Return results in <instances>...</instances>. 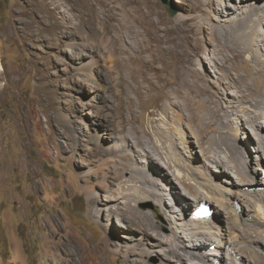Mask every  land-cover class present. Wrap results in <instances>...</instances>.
<instances>
[{
    "label": "bare ground",
    "instance_id": "bare-ground-1",
    "mask_svg": "<svg viewBox=\"0 0 264 264\" xmlns=\"http://www.w3.org/2000/svg\"><path fill=\"white\" fill-rule=\"evenodd\" d=\"M218 1L196 0V9L203 12L204 7L207 9L210 4L218 9ZM75 2L88 10L74 16L66 5L68 0H45L42 7H36L35 10L42 13L43 18L50 20L51 28L70 26L75 24V20L78 21L75 26L81 28L82 36L76 37L68 32L64 35L70 40L69 44L80 52L76 57L79 62L78 71L90 76L89 81L79 80V83L85 85L95 99H106L103 93L105 88L96 79V66L110 64L111 68L117 69L118 41L112 32L124 42L119 44V51L125 55L127 62L128 71L123 73L124 78H129V73L135 69L128 67L137 63L142 67L139 74L143 79L147 80L151 71L163 79L161 72L149 64L156 59L153 42L157 40L152 37L155 29L153 24L167 26L170 21L154 2ZM30 3L34 8L33 2ZM224 6L225 10L217 13L219 16L214 15L216 18L213 15L206 19L200 17V21L193 24L200 34H210L211 41H205L206 53L213 57L210 62L221 71L224 89L202 82L203 75L192 67L190 54L182 66L168 68L167 56L181 55L183 51L179 49H183L187 43L182 37L186 31L182 26L184 23L178 20L175 27L167 28L169 31L175 30L177 34L171 41L172 44L161 52L163 58L160 61L164 63V70L173 76V81L167 77L166 83L162 85L167 102L160 107L163 111L161 117H157V111H151L146 120L142 115H137L130 96L133 85L138 83L137 74L133 73L130 81H126L122 94L123 112H119L110 121L103 112L102 105L93 106L91 121L89 120L91 126L84 128L87 139L83 140L86 141L83 145L86 149L95 155L99 154L100 149L110 155L115 153L114 170L119 175L121 172L124 175L125 172H130L128 178L123 176L119 186L111 189L114 183L106 185V194L101 198L99 207L100 213L95 214L97 218H105L107 229L111 224L114 226L115 220L119 222L120 229L115 228V232L119 231L117 237L124 240L127 246H116L111 252L123 254L130 264H148L147 261L152 256L159 257V264H244V261L245 264H264V181L261 182L263 186L258 184L260 180L256 182L252 168L244 167L245 163H255V175L262 173L264 169V109L260 108L261 105L264 107V0H240L238 5L224 2ZM17 15L21 16V11ZM214 18L216 24L212 22ZM93 20L100 21L103 25V48L98 47L92 36L96 33V28L92 26ZM161 40L169 42L170 38ZM59 43L62 44L61 41ZM247 53H251L252 60L246 57ZM1 65L0 70L3 69ZM136 91L133 90L134 93ZM224 94L228 98H224ZM62 116L63 121L72 124L67 114L63 113ZM105 121H109V125ZM177 125L187 128L194 141L176 135ZM78 132L80 133V128ZM105 132L109 134L106 136ZM78 135L75 137L82 143ZM254 140L260 143H257L256 155H251L249 148ZM94 145L101 147L95 149ZM189 145H196L199 151L193 146L194 151L186 150L187 153L200 152L206 158L205 164L200 166L206 172L199 171L200 168L192 162L190 155L184 156L182 148H190ZM242 151L245 155L240 157ZM92 173L96 174L95 171ZM249 177L253 178L254 183ZM178 183L184 187L180 195L176 194ZM167 191L174 193L176 197L164 195ZM238 196H243L252 208L248 216L245 211L238 214ZM166 200L170 201L169 206H166ZM192 200L197 201V204L201 203L200 206L204 203L213 205L211 217L206 222L211 223L210 225L203 220L185 218L186 210L193 209ZM149 201L158 206L169 221V232L162 230L160 222L154 219L152 213L138 208L139 203ZM155 211L158 209L155 208ZM224 211L232 224L225 222L227 218ZM246 240V246L243 244L238 247L234 244ZM77 244L79 242L76 238L70 236L65 246L77 251ZM107 244L110 245L108 241ZM227 244L230 245L228 255L222 250L226 249ZM213 245H216L213 251L206 250L207 246ZM107 246L103 250L97 245L91 252H87L84 245L86 249L83 255L78 252L81 264H106V252L110 251ZM245 257L249 259L247 262ZM46 264L66 263L63 259L53 257Z\"/></svg>",
    "mask_w": 264,
    "mask_h": 264
},
{
    "label": "rangeland",
    "instance_id": "rangeland-1",
    "mask_svg": "<svg viewBox=\"0 0 264 264\" xmlns=\"http://www.w3.org/2000/svg\"><path fill=\"white\" fill-rule=\"evenodd\" d=\"M30 1L33 2L34 8ZM44 1L0 0V64L3 68L0 70V264H46L50 263L53 257L63 259L66 264H81L78 252L83 255L86 248L87 252H91L97 245L103 250L108 245L110 251L106 252L104 259L106 264H130L123 254L111 252L116 246L120 245L122 248L127 246L124 240L117 237L119 231L115 232V228L120 229L119 222L115 220L114 226L111 224L107 229L105 218L95 216L100 213L99 207L101 198L106 194V185L114 183L111 189L119 186L123 176L128 178L130 172H125L126 175L121 172L119 175L117 170H114L115 153L110 155L100 149L99 154L95 155L84 147L86 141L83 140L87 139L84 128L91 126L89 120L91 121L93 106L102 105L108 120H113L119 112H123L122 94L126 88V81H130L131 75L136 73L138 83L133 85V90L137 91L134 93L132 90L130 96L134 101L137 115H142L146 120L149 119L151 111H157L159 114L157 117H161L163 111L160 107L167 102L162 85L166 83L167 77L173 81V76L168 75L164 70V63L160 61L163 58L161 52L172 44L171 41L177 33L167 28L175 27L178 20L184 23L182 26L186 31L182 37L187 43L183 49H179L183 51L181 55L167 56L168 68L182 66L190 54L192 67L203 75L202 82L211 84L209 85L211 87L218 85L224 89L221 71L210 62L213 57L206 53L205 41H211L210 34L207 33V36L206 32L200 34L193 24L199 22L200 17L206 19L211 15L219 16L217 13L225 10L224 2L238 5L240 0L224 2L219 0L218 9L210 4L207 9L204 7L203 12L196 9V0H167L175 14L169 12L162 0H150L170 21L167 26L153 24L155 29L152 37L157 40L153 42L156 59L149 62L151 67L161 72L164 80L153 71L149 73L147 80L143 79L139 74L142 67L137 63L131 64V68L128 67L135 69L129 73V78H124L123 73L128 71L127 62L125 55L119 51V44L122 45L124 42L112 32L118 41L117 69L111 68L110 64L96 66V79L105 88L104 101L95 99L86 86L79 83V80L89 81L90 76L78 71L79 62L76 57L80 52L69 44L70 40L64 35L68 32L75 34L76 37L82 36L81 28L75 26L78 21L75 20V24L70 26L51 28L50 20L43 18V14L35 10L36 7H42ZM66 5L74 16L88 10L75 0H68ZM20 11L21 16H18L17 13ZM215 18L212 20L214 24L217 23ZM154 19L157 20V17ZM92 26L96 28V33L92 36L98 47L103 48L101 41L103 25L100 21L93 20ZM87 27L90 29L89 25ZM162 38H170V41L164 42ZM246 57L252 60L251 53H247ZM224 98L228 96L224 94ZM260 108L263 110V105ZM63 113L70 117L72 124L63 121ZM105 124L109 125V121H105ZM175 127L176 135L194 141V138L189 136L187 128L178 125ZM79 128L81 134L78 132ZM234 128L237 129L236 125ZM105 133L106 136L109 134ZM75 135L81 137L82 143ZM257 143L260 142L254 140V144L250 143L251 155H256ZM98 146L100 145L93 147L97 149ZM193 146L196 147L189 145L190 148H182L184 156L190 155L192 162L200 168L199 171L205 170L200 166L205 164L206 158L200 152L187 153L186 150L194 151ZM196 149L199 151L198 147ZM243 155H245L243 151L240 152L239 156ZM255 159L254 157V162ZM244 167L252 168L256 182L260 180L258 184L263 186L261 182L264 181V169L262 173L255 175V163L252 165L245 163ZM94 171L96 174L92 173ZM209 176L213 178L212 174ZM249 178L254 183L253 178ZM223 184L225 185L222 182ZM183 189V185L178 183L176 194L183 193ZM170 194L171 197L175 196L169 191L164 192L166 196ZM238 197L240 198H237L240 202L238 214L245 211L248 216L252 208L248 206L243 196ZM165 203L169 206L170 201L166 200ZM198 205L197 201L192 200L191 208L196 209ZM138 208L152 213L154 219L160 222L162 230L169 232L171 226L169 221L153 202H141ZM155 208L158 211H155ZM216 208L214 207L215 210ZM190 211L191 209L186 210L185 218L190 217ZM224 215L227 218L225 222H229L230 218L226 211ZM226 225L229 227L228 223ZM241 233L243 234V231ZM70 236L79 242L77 251L65 246ZM207 242L210 243V240ZM234 244L238 247L243 244L246 246L247 240ZM216 245L207 246L206 250L211 252ZM229 247L227 244L226 249H222L224 254L228 255ZM245 258L247 262L249 259ZM240 259L243 261L241 256ZM159 261V257L152 256L147 262L159 264ZM243 263L245 264V261Z\"/></svg>",
    "mask_w": 264,
    "mask_h": 264
},
{
    "label": "water",
    "instance_id": "water-1",
    "mask_svg": "<svg viewBox=\"0 0 264 264\" xmlns=\"http://www.w3.org/2000/svg\"><path fill=\"white\" fill-rule=\"evenodd\" d=\"M162 1L167 5V8H168L169 12L171 14H175V10L172 8V6L170 5V3L167 0H162Z\"/></svg>",
    "mask_w": 264,
    "mask_h": 264
},
{
    "label": "clouds",
    "instance_id": "clouds-1",
    "mask_svg": "<svg viewBox=\"0 0 264 264\" xmlns=\"http://www.w3.org/2000/svg\"><path fill=\"white\" fill-rule=\"evenodd\" d=\"M209 205V204H208ZM211 207V210H212V206L209 205ZM195 208L191 209L190 213L194 211ZM193 210V211H192ZM190 216V215H189ZM190 218V217H189Z\"/></svg>",
    "mask_w": 264,
    "mask_h": 264
}]
</instances>
